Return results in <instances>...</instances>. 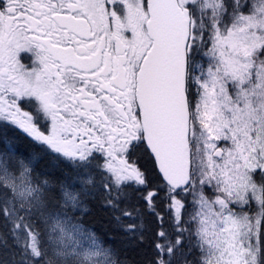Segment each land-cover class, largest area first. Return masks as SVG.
Returning a JSON list of instances; mask_svg holds the SVG:
<instances>
[{
    "label": "snow or ice",
    "instance_id": "obj_1",
    "mask_svg": "<svg viewBox=\"0 0 264 264\" xmlns=\"http://www.w3.org/2000/svg\"><path fill=\"white\" fill-rule=\"evenodd\" d=\"M90 201L145 264H264V0H0V264H133Z\"/></svg>",
    "mask_w": 264,
    "mask_h": 264
},
{
    "label": "trees",
    "instance_id": "obj_2",
    "mask_svg": "<svg viewBox=\"0 0 264 264\" xmlns=\"http://www.w3.org/2000/svg\"><path fill=\"white\" fill-rule=\"evenodd\" d=\"M148 190L144 189L143 194L146 195ZM141 204H143L142 201ZM89 206L91 210L83 217L84 223L103 238L106 244H111L118 249L121 259L127 257L133 264H145V261L152 255L153 236L157 230L155 219L149 218L152 223V231L148 233L149 240L147 244L139 245L136 248H125L121 241L123 233L116 230L115 222L111 220L109 213L100 209L96 201H90ZM163 208L164 205L158 203V210L163 211Z\"/></svg>",
    "mask_w": 264,
    "mask_h": 264
},
{
    "label": "rangeland",
    "instance_id": "obj_3",
    "mask_svg": "<svg viewBox=\"0 0 264 264\" xmlns=\"http://www.w3.org/2000/svg\"><path fill=\"white\" fill-rule=\"evenodd\" d=\"M25 62H28L27 60H25Z\"/></svg>",
    "mask_w": 264,
    "mask_h": 264
}]
</instances>
